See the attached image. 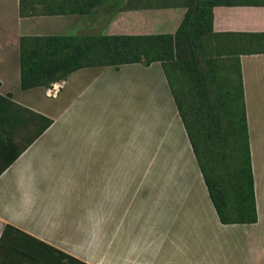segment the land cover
Here are the masks:
<instances>
[{
  "label": "crops",
  "instance_id": "0c3cea01",
  "mask_svg": "<svg viewBox=\"0 0 264 264\" xmlns=\"http://www.w3.org/2000/svg\"><path fill=\"white\" fill-rule=\"evenodd\" d=\"M186 11L129 7L108 34L175 33ZM213 12L216 32L264 33V5ZM62 17L73 28L87 16H21L20 0H0V94L54 120L0 174V264H264V51L240 56L258 221L224 224L161 62L86 67L22 88L21 37L55 34L50 23ZM133 72L154 93L131 109L142 125L130 134L113 99L117 78Z\"/></svg>",
  "mask_w": 264,
  "mask_h": 264
},
{
  "label": "trees",
  "instance_id": "16d2710c",
  "mask_svg": "<svg viewBox=\"0 0 264 264\" xmlns=\"http://www.w3.org/2000/svg\"><path fill=\"white\" fill-rule=\"evenodd\" d=\"M142 1L20 0V15H91L98 8L108 7L112 8V18L121 10L139 7ZM144 1V7L186 6L176 32L22 36V88H49L86 67L130 63L148 66L161 62L221 222L256 223L258 212L240 56L264 51V33L216 32L213 9L218 5H264V0ZM53 122L52 118L17 103L10 94H0V174ZM9 228L14 229L8 224L5 231Z\"/></svg>",
  "mask_w": 264,
  "mask_h": 264
},
{
  "label": "rangeland",
  "instance_id": "374dc122",
  "mask_svg": "<svg viewBox=\"0 0 264 264\" xmlns=\"http://www.w3.org/2000/svg\"><path fill=\"white\" fill-rule=\"evenodd\" d=\"M144 0L139 3L140 6L142 7L144 6ZM151 2H158V0H151ZM173 2V1H172ZM173 3H176L175 1ZM99 11H103V14L100 15ZM111 12H112V8H108V7H101L98 8V11L96 10L95 13L91 14V15H86V19H85V25H80L79 27L76 26V24H71L73 25L72 27H68L65 18H54L53 21L50 23V29L49 31L55 33V34H74V33H105L108 34V23L111 21L112 18H110L111 16ZM110 19V20H109ZM70 25V26H71ZM76 26V28H74ZM122 29V28H121ZM115 34H124V32H119V33H115ZM139 76V77H136ZM147 77V76H146ZM119 81L122 79V82H118V86H116L114 90L115 92V97H114V103L113 105H117L120 106V109L123 110V113H121L120 119L117 121V123L124 124L123 126L118 127V129H123V130H127L129 131L130 134H134V131H139L141 130V125H142V120H140L138 118V115L135 114L136 117L133 116L131 109L133 108V106H141L143 107L145 105V107H147V102H148V98L152 97L151 95H153L154 93V88L152 86H149L146 78L144 77L143 74H141V72H133V74L128 75V76H123V77H118L117 78ZM133 79H137V80H142L143 82H138V86L137 88H135L133 85ZM113 80H116V78H113ZM126 81V82H125ZM125 82V85H123L122 83ZM137 92H135V90ZM105 103V102H104ZM114 108V107H113ZM156 108V107H155ZM156 122V121H154ZM116 123V124H117ZM153 124V123H152ZM152 124L150 126V128L152 127ZM158 123L156 122L154 124V126H156V131L158 129ZM160 128L162 130L163 127L160 126ZM162 130H158V131H162ZM150 151H152L151 149V144H150ZM187 170L190 167H186ZM186 174H188L186 172ZM192 174V173H191ZM192 176V175H191ZM202 186V185H201ZM249 239V236L247 237V240ZM249 241H247V244H243L244 245V249L246 250V256H250L251 257V253H250V246L248 245ZM241 248L243 247L242 245H240ZM254 255H257V253H253ZM254 257V256H253Z\"/></svg>",
  "mask_w": 264,
  "mask_h": 264
}]
</instances>
